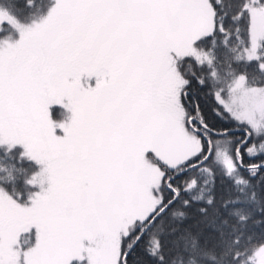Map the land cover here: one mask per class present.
<instances>
[{
	"label": "snow or ice",
	"instance_id": "1",
	"mask_svg": "<svg viewBox=\"0 0 264 264\" xmlns=\"http://www.w3.org/2000/svg\"><path fill=\"white\" fill-rule=\"evenodd\" d=\"M0 264H264V0H0Z\"/></svg>",
	"mask_w": 264,
	"mask_h": 264
},
{
	"label": "trees",
	"instance_id": "2",
	"mask_svg": "<svg viewBox=\"0 0 264 264\" xmlns=\"http://www.w3.org/2000/svg\"><path fill=\"white\" fill-rule=\"evenodd\" d=\"M7 191H9V194L11 195V189H6Z\"/></svg>",
	"mask_w": 264,
	"mask_h": 264
}]
</instances>
